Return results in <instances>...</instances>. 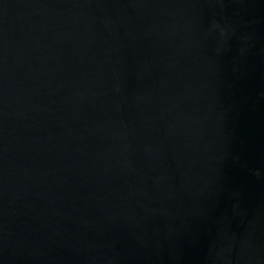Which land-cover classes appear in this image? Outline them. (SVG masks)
<instances>
[{
    "label": "water",
    "instance_id": "water-1",
    "mask_svg": "<svg viewBox=\"0 0 264 264\" xmlns=\"http://www.w3.org/2000/svg\"><path fill=\"white\" fill-rule=\"evenodd\" d=\"M0 264H264V0H0Z\"/></svg>",
    "mask_w": 264,
    "mask_h": 264
}]
</instances>
